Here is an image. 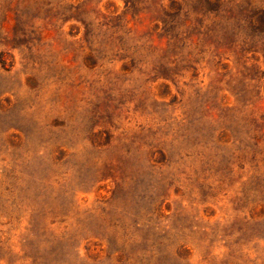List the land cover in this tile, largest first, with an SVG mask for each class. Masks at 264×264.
I'll return each mask as SVG.
<instances>
[{
  "label": "rangeland",
  "instance_id": "1",
  "mask_svg": "<svg viewBox=\"0 0 264 264\" xmlns=\"http://www.w3.org/2000/svg\"><path fill=\"white\" fill-rule=\"evenodd\" d=\"M0 264H264V0H0Z\"/></svg>",
  "mask_w": 264,
  "mask_h": 264
}]
</instances>
